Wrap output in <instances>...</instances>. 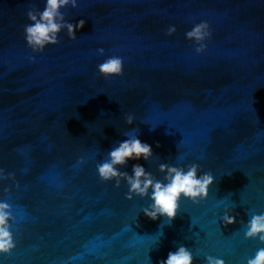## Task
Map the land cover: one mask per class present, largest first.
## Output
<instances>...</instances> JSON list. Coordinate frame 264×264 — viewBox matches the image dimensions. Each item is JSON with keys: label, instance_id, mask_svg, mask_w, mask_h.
Listing matches in <instances>:
<instances>
[{"label": "water", "instance_id": "1", "mask_svg": "<svg viewBox=\"0 0 264 264\" xmlns=\"http://www.w3.org/2000/svg\"><path fill=\"white\" fill-rule=\"evenodd\" d=\"M32 5L44 0H0V167L20 184L0 181L18 218L17 247L0 264H157L179 244L194 264L204 253L245 264L264 246L239 223L246 209L264 211V0H79L63 9L86 21L77 39L65 30L43 53L24 40ZM201 19L214 32L197 54L184 33ZM101 46L124 57L123 75L97 73ZM129 128L154 156L123 170L138 162L159 178L162 161H195L216 177L208 199L182 200L168 223L140 212L148 200L127 199L126 182L102 181L96 163ZM229 193L238 222L219 226L213 213Z\"/></svg>", "mask_w": 264, "mask_h": 264}, {"label": "clouds", "instance_id": "2", "mask_svg": "<svg viewBox=\"0 0 264 264\" xmlns=\"http://www.w3.org/2000/svg\"><path fill=\"white\" fill-rule=\"evenodd\" d=\"M68 7L78 8L79 0H44L42 9L32 5L28 8L26 16L29 23L24 25V40L26 46L32 53H43L48 45L60 43L61 32L66 30V35L71 40L77 39V31L82 29L86 23L81 18L76 21L66 19L63 9ZM177 31L175 24H170L166 29L168 36ZM213 26L208 19H201L193 22L192 26L185 31V38L192 42L194 52L204 53L213 38ZM96 53L103 56L102 62L96 64L97 73L108 79L114 76H121L125 70V59L121 55H105L104 47H97ZM29 60L35 62L37 57L31 55ZM124 121L127 125H132L136 121L133 113H126ZM125 139L117 141L109 148L104 158L96 163V171L102 181H114L116 187H120L122 182H126L127 191L125 197L129 200L139 196L147 198L148 203L142 206L140 212L146 217L157 220L166 218L170 223L181 208V201L189 199L195 204L205 201L209 197V188L216 180L214 174L209 171H202L201 165L195 161L188 163H171L162 161L158 164L162 177H157L149 171L144 164L132 163L131 170H123V166L129 161H148L154 156L152 144L141 140L137 128H129L122 132ZM157 147L159 144L157 143ZM85 162L84 156L78 158V163ZM11 179L16 188L20 187L16 179L15 172L6 171L0 167V181ZM12 187L3 186L5 198H0V255H10L17 247L16 233L13 226L18 222L14 214V206L7 199ZM228 196L221 198L216 208L221 211L214 212L217 223L227 227L237 223L240 215L236 211V204L229 200ZM247 220L240 219L239 223L243 229L244 239H255L264 245V211L245 210ZM163 235L162 231L156 236V243ZM196 253L185 244H179L175 250H169L166 258L158 260L157 264H194ZM151 264V259L148 257ZM203 264H227L222 256L204 253ZM245 264H264V246L257 247L254 254L245 257Z\"/></svg>", "mask_w": 264, "mask_h": 264}]
</instances>
